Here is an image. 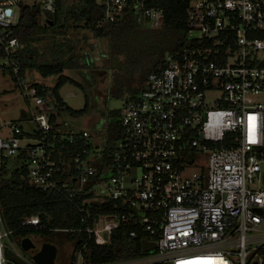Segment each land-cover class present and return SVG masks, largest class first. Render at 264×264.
<instances>
[{"label": "built area", "instance_id": "1", "mask_svg": "<svg viewBox=\"0 0 264 264\" xmlns=\"http://www.w3.org/2000/svg\"><path fill=\"white\" fill-rule=\"evenodd\" d=\"M56 1L0 0L3 62L33 121L29 130L7 122L0 158L22 152L28 182L72 201L75 229L95 243L124 227L151 245L144 254L92 262L83 257L84 240L67 264H264V0H187L185 24L195 34L123 96L115 108L120 135L107 151L86 127L51 124L52 104L12 57L18 40L10 25L20 5L44 12ZM94 2L98 21H117L126 10L150 27L163 20L162 7L146 0ZM211 91L218 106L206 103ZM38 223L37 214L19 219ZM19 239L0 218V264H39L29 251L20 254Z\"/></svg>", "mask_w": 264, "mask_h": 264}, {"label": "trees", "instance_id": "2", "mask_svg": "<svg viewBox=\"0 0 264 264\" xmlns=\"http://www.w3.org/2000/svg\"><path fill=\"white\" fill-rule=\"evenodd\" d=\"M146 3L162 7L163 20L159 27L137 22L129 10H126L117 21H98L100 12L94 0H79L76 4H63L62 0H57L53 11L44 12L35 3H23L19 7L16 22L10 25L11 33L18 40L12 57L19 61L21 71L28 68L41 76L56 75L54 82L48 87L37 81H30L38 94L45 97L48 93L58 107H65L73 115L84 113L87 110L86 103L78 109L69 107L62 100L58 88L65 81L80 85L78 80L67 78L61 70L94 66L90 54L82 50L62 57L60 55L62 51L59 49V53L50 60L38 59L33 44L39 38L38 33L47 27L48 21H44L45 17L52 19V28H59L61 32L66 23L76 25L74 23L80 22L94 35L106 38V49L101 53L106 56V68L109 73L105 95L131 96L141 87L146 74L160 64L164 52L180 50L189 38L185 24L187 0H146ZM23 57L28 59V62H21ZM2 59L3 54L0 50V67L7 69ZM10 76L14 80L11 74ZM1 91L4 92L6 89ZM99 111L98 120L87 129L91 134L104 139L107 151L120 135L118 109L106 108L104 99ZM53 119L54 114L50 113L49 122L57 125ZM23 155L22 152H18L0 158V218L4 228L11 230L12 236L22 237L36 231L45 241L71 240L72 258L74 251L85 240L83 257L92 262L136 256L151 250L150 243L141 237L140 232L128 236L124 227L115 230L103 244L95 243L84 232L76 230L81 223L74 203L60 192L41 189L28 182L26 170L21 164ZM7 160L19 163L14 162L13 167H7ZM29 214H37L39 223L36 226L19 225V219ZM6 254L12 255L9 251H6ZM18 262L22 264L20 260ZM67 263L69 261L65 264Z\"/></svg>", "mask_w": 264, "mask_h": 264}, {"label": "rangeland", "instance_id": "3", "mask_svg": "<svg viewBox=\"0 0 264 264\" xmlns=\"http://www.w3.org/2000/svg\"><path fill=\"white\" fill-rule=\"evenodd\" d=\"M30 1V0H24ZM63 4H76L79 0H62ZM73 24H65L61 32L59 28H52L47 24L45 30L38 33L39 38L33 42L37 58L52 59L59 49L62 51L60 55L66 57L78 51H87L92 57L94 66L83 68H65L61 73L80 82L76 85L69 81H65L58 88V92L66 105L71 108L78 109L86 103L87 110L80 115H73L65 107H58L56 101H53L46 93L45 98L52 104L50 113L54 114V121L65 128H88L98 120L100 111L105 99L106 108H117L122 103L123 96L105 95L106 88L109 84V73L106 68V56L101 53L106 49V38L94 35V33L80 22ZM195 34L194 30L187 32L188 36ZM264 57V49L259 51ZM3 61V59H2ZM1 63V61H0ZM5 64V63H4ZM6 65V64H5ZM7 70V71H6ZM29 81H37L41 85L49 86L56 78V75L41 76L32 69H25ZM2 89L6 91L2 92ZM48 92V91H47ZM217 92L206 93V103L210 107L218 106ZM258 98L264 102V92L258 95ZM31 104L22 95L16 82L11 78L8 69L0 67V132L5 134L8 131L7 122L16 119L24 130H29L33 125L30 119L29 107ZM26 113V116L24 115ZM263 151H264V130H263ZM14 160H7L6 166L13 167ZM15 163H19L16 161ZM264 167V161L262 162ZM263 178V177H262ZM260 178V185L264 186V178ZM27 236L38 246L43 241V236L36 231L29 232ZM16 242L15 238H12ZM45 241V240H44ZM56 245L57 251L54 264H65L72 259V242L68 239L56 240L52 242ZM15 247L19 250L23 257H28L29 253L22 250L15 243ZM18 261V260H17Z\"/></svg>", "mask_w": 264, "mask_h": 264}, {"label": "water", "instance_id": "4", "mask_svg": "<svg viewBox=\"0 0 264 264\" xmlns=\"http://www.w3.org/2000/svg\"><path fill=\"white\" fill-rule=\"evenodd\" d=\"M44 21H48L49 25L53 24V20L47 17ZM19 246L22 250L29 251L31 258L39 264H52L56 255V245L50 241H41L38 246L27 236L19 239Z\"/></svg>", "mask_w": 264, "mask_h": 264}, {"label": "crops", "instance_id": "5", "mask_svg": "<svg viewBox=\"0 0 264 264\" xmlns=\"http://www.w3.org/2000/svg\"><path fill=\"white\" fill-rule=\"evenodd\" d=\"M24 115L26 116V113H24Z\"/></svg>", "mask_w": 264, "mask_h": 264}]
</instances>
